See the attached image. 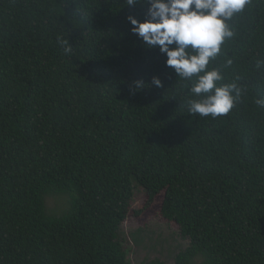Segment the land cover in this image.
<instances>
[{
	"label": "trees",
	"instance_id": "16d2710c",
	"mask_svg": "<svg viewBox=\"0 0 264 264\" xmlns=\"http://www.w3.org/2000/svg\"><path fill=\"white\" fill-rule=\"evenodd\" d=\"M146 7L0 0V264H131L135 186L148 204L163 193L188 240L174 264H264V0L228 21L211 66L241 96L215 119L188 113L191 83L130 31Z\"/></svg>",
	"mask_w": 264,
	"mask_h": 264
},
{
	"label": "clouds",
	"instance_id": "9594fccd",
	"mask_svg": "<svg viewBox=\"0 0 264 264\" xmlns=\"http://www.w3.org/2000/svg\"><path fill=\"white\" fill-rule=\"evenodd\" d=\"M248 3L249 0H126L130 7L147 5L142 21L133 15L126 17L130 31L146 48L158 47L166 55V66L191 83L185 101L190 115L215 119L229 114L239 102L241 89L235 83H220L224 76L211 65L225 41L234 35L228 21ZM59 43L66 53H71L72 47L65 39ZM261 64L264 61H257V68ZM134 83L136 89L146 85L142 81ZM151 84L162 86L155 76ZM256 103L264 106V101Z\"/></svg>",
	"mask_w": 264,
	"mask_h": 264
},
{
	"label": "rangeland",
	"instance_id": "374dc122",
	"mask_svg": "<svg viewBox=\"0 0 264 264\" xmlns=\"http://www.w3.org/2000/svg\"><path fill=\"white\" fill-rule=\"evenodd\" d=\"M49 206L64 211L69 203L66 194L49 196ZM163 193L151 204L141 187H134V196L130 211L122 223V243L127 251V260L131 264L147 263L158 260L164 264H174L175 255L188 246L178 226L166 222L160 215Z\"/></svg>",
	"mask_w": 264,
	"mask_h": 264
}]
</instances>
